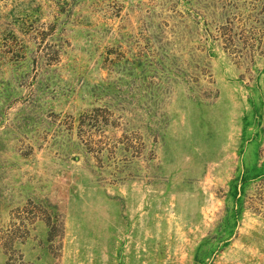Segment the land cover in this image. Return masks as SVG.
Instances as JSON below:
<instances>
[{"label": "rangeland", "instance_id": "obj_1", "mask_svg": "<svg viewBox=\"0 0 264 264\" xmlns=\"http://www.w3.org/2000/svg\"><path fill=\"white\" fill-rule=\"evenodd\" d=\"M0 264H264V0H0Z\"/></svg>", "mask_w": 264, "mask_h": 264}, {"label": "trees", "instance_id": "obj_2", "mask_svg": "<svg viewBox=\"0 0 264 264\" xmlns=\"http://www.w3.org/2000/svg\"><path fill=\"white\" fill-rule=\"evenodd\" d=\"M224 40L226 41L227 47H232L234 41L233 35L231 36L230 33L226 36L224 35ZM234 180L235 182L232 184L231 194L233 195L235 202L239 203L238 205H241V202H243L242 194L244 193V186L248 181V176L246 173L242 172L238 177H235ZM45 220L49 224V219L45 218ZM5 243H8V241Z\"/></svg>", "mask_w": 264, "mask_h": 264}]
</instances>
